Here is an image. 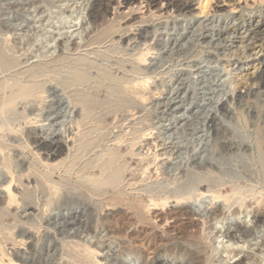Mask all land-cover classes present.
<instances>
[{"label":"rangeland","instance_id":"1","mask_svg":"<svg viewBox=\"0 0 264 264\" xmlns=\"http://www.w3.org/2000/svg\"><path fill=\"white\" fill-rule=\"evenodd\" d=\"M34 1L36 0H0V145L8 148L4 146L6 153L0 152V199L8 196L2 186L11 181V176L2 165L4 154H7L12 159L14 170L19 172L16 171L17 174L25 171L22 174H25V178L28 176L27 180H30L31 175L33 177L32 181L25 179L22 182L24 187L25 182L30 184L31 189L28 187L27 191H18L19 194H27L30 192L28 190L34 193L33 203L27 207V213L26 202L23 201L10 209L12 217H18L17 225L20 228H12L11 230H15L13 234L22 233L25 228L28 231L26 236L30 233L34 237L38 234L35 230L42 228H39L43 233H40L42 241L39 256L26 255L28 263H34L37 259L39 261L42 257L41 260L47 264H79L76 260H71L68 252L74 253L77 250L75 243L85 245L86 241L92 240L89 235H85V228L91 217L107 218L116 215L119 224L123 228L127 227L125 231L128 239H116V236L108 235V248L92 255V264H110L120 252L119 247L126 245L122 242L126 240L127 243L135 242V249L139 252L141 249L142 256L139 255V259L133 260L132 264H145L146 250H142V244H149L153 249V253L148 252L152 258L149 257L146 264H196V253L218 233L217 230H209L212 211L219 207L228 212L237 207L232 205L236 195L230 194L226 201L224 198L215 200L213 193L228 186L243 185L264 195V177L258 176L260 168L262 176L264 175V158L259 154L254 138L257 137V125L264 128V86L249 82V90L239 89L238 76L247 66L243 61L250 53H247L249 47L245 46L248 42L241 40L235 33V28L248 22L250 18L260 15L264 18V0H188L191 9L184 12L174 9L166 12L163 0L154 5L148 0H133L131 4L124 0H113L112 4L101 2L99 5L100 12L103 10L107 13L106 24L101 23L103 26L92 23L88 25V5L87 12H84L87 19L81 23L82 26L72 27L68 30V36L57 35L59 41L55 45L56 51L47 55L40 54V42L32 46L20 43L26 28H30L27 35L32 36L42 25L35 17L36 13L31 16L34 10L32 12L28 8L29 3ZM69 1L72 3V0ZM68 2L66 4L71 5ZM89 2L96 3L95 0ZM79 28L86 29L82 38L75 35ZM108 28L115 29V34L96 42V38ZM75 43H80L81 47L77 49ZM141 79H146L148 84L146 83L145 90L138 91V95L134 85ZM142 82L145 83V80ZM140 94H144V97H140ZM256 121L259 123L256 124ZM59 154L60 156H56ZM250 158L253 161H249ZM52 164H57L58 168ZM242 166H245L244 169ZM85 175L99 180L115 177L119 181L117 179L114 185L105 187L108 193L105 190L91 194L80 185L81 178ZM20 188L23 189V186ZM208 190L211 192L202 194ZM18 192L16 191L17 194ZM117 193L122 197L131 196L137 202H144L143 207L137 204L141 209L138 214L141 217L143 214L141 220L136 211L126 203H110ZM18 196L21 201V195ZM247 201L255 203L252 210L255 207L260 212L261 209L264 210L263 206L256 204L254 198L249 197ZM99 204L102 209L95 212L94 209ZM80 217L83 224L77 221ZM252 217L253 215L250 218ZM29 218L34 220L36 225H32L36 229L27 225ZM243 218H228L223 231L232 228L229 234L235 233L238 238H242L243 233L254 228L253 218V222ZM12 225L15 227L14 222ZM1 230L0 239L9 242L7 249L15 252L17 248H24L19 250L25 251L24 246L13 245L20 234L16 238L12 233H7L12 232L11 230ZM78 232H82L81 236ZM258 234L257 232L256 238L250 242L251 249L253 246L257 249L255 243L261 240V234ZM71 242L74 244H70ZM192 242L195 246H192ZM189 243L192 244L189 246ZM214 255L217 256L218 253ZM242 257L243 255L235 256L226 262L236 264ZM17 264L24 263L18 261Z\"/></svg>","mask_w":264,"mask_h":264},{"label":"bare ground","instance_id":"2","mask_svg":"<svg viewBox=\"0 0 264 264\" xmlns=\"http://www.w3.org/2000/svg\"><path fill=\"white\" fill-rule=\"evenodd\" d=\"M69 0H36L34 2H31L29 3V9H32V12L33 14L30 12V14H32L31 16L34 15V13H36V16L39 20L38 22L42 25H40L41 27L39 28L38 27V31H34L32 36H29L27 35V32L30 31V28L27 30H25V34H23V37L21 38V44L22 42L24 43V45L26 46H32L33 44H35L36 42H40L41 45H39V52L40 54H46L47 53H50V52H53V50H55V45L57 43V41H59L56 36H63V35H67V33L69 32L68 30H70L72 27H76L78 28L81 23H83V21H85V19H87V16L86 18L84 17V12L87 10V6L89 7V11H88V25H92V24H97L96 26H98V24L102 25V24H106L105 22L107 21V19L105 20V15L107 13H105L103 10L102 12H100L99 10V5L101 2H105V3H109V4H112L113 3V0H95L96 3H92V2H89L87 0H72V3L69 1ZM92 1V0H91ZM126 1L127 3H130L132 2L133 0H124ZM135 1V0H134ZM151 4H158L159 0H148ZM71 3V5H67L66 3ZM89 2V3H88ZM115 2V1H114ZM105 3L104 6H105ZM126 3V4H127ZM102 4V5H103ZM131 4V3H130ZM190 2L188 0H163V6L166 7L165 9L167 10L166 12H170V11H173V9L177 12H184V11H187L190 8ZM104 8V7H103ZM106 8L108 9L109 7L106 6ZM43 9V10H42ZM105 9V8H104ZM118 9V8H117ZM109 10V9H108ZM163 10V9H162ZM28 11V10H27ZM116 11V10H115ZM87 12V11H86ZM163 12V11H162ZM187 13V12H186ZM169 15V14H168ZM30 16V15H29ZM111 17V16H110ZM36 19V18H34ZM33 19V20H34ZM119 19V18H118ZM124 20V18H121V20ZM122 20V21H123ZM126 20V19H125ZM128 21V20H127ZM130 21V20H129ZM111 22V21H110ZM38 23V24H39ZM90 23V24H89ZM92 23V24H91ZM102 23V24H101ZM120 23V22H119ZM154 23V22H153ZM115 24V23H114ZM127 24V23H126ZM125 24V25H126ZM87 25V24H86ZM85 25V26H86ZM87 25V26H88ZM128 25V24H127ZM82 26V25H81ZM95 26V25H94ZM96 26L94 28H96ZM103 26V25H102ZM115 26V25H114ZM118 26V25H117ZM125 27V26H124ZM8 28V27H7ZM98 28V27H97ZM101 28V27H100ZM9 29V28H8ZM34 29V28H33ZM99 29V28H98ZM86 30V29H85ZM85 30L79 28L77 29V32L75 35L79 36L80 38H82ZM115 30V29H114ZM112 28H108L106 30H104L101 34H100V37L96 38V42H101L102 40L104 39H107L109 37H112L114 34H115V31H114ZM119 30V29H118ZM131 30V29H130ZM3 31V30H1ZM57 32V34L55 35V33ZM121 31V30H120ZM128 31V30H127ZM234 31V30H233ZM7 33V32H6ZM235 33L238 35V37L241 39V40H244L245 42H248V45L246 44L245 46H248L249 49L246 51L248 54V57L244 58V61L243 63L246 64L247 66L245 67V69L243 70V73L238 76V87L239 89H242V90H249V86H250V83L249 82H255V84H257V86H264V18H262V16H258V17H252L249 19L248 22L246 23H243V25L241 26H238L235 28ZM233 34V33H232ZM91 35V34H90ZM236 35V36H237ZM7 36V35H6ZM68 36V35H67ZM78 37V38H79ZM96 37V36H95ZM236 37V38H238ZM135 39V38H134ZM81 41V39H80ZM106 41V40H105ZM129 41V40H128ZM90 43V42H89ZM103 43V42H102ZM114 43V42H113ZM177 43V42H175ZM58 44V43H57ZM69 44V43H68ZM67 44V45H68ZM77 46V49L81 47L80 43H75ZM88 44V43H87ZM166 44V43H165ZM66 45V46H67ZM73 45V44H72ZM83 45V44H82ZM89 45V44H88ZM95 45V44H94ZM230 45V44H229ZM63 46V45H62ZM69 46V45H68ZM231 47V46H230ZM247 47V48H248ZM166 48V47H165ZM245 48V49H247ZM65 49V48H64ZM2 50V49H1ZM148 50V49H147ZM56 51V50H55ZM190 52V51H189ZM84 53V52H83ZM118 54V53H117ZM63 55V54H62ZM138 55V54H137ZM140 55V54H139ZM65 56V55H64ZM5 57V56H4ZM8 57V56H7ZM147 57V56H146ZM3 58V57H2ZM90 58V57H89ZM5 59V58H4ZM8 59V58H7ZM70 59V58H69ZM80 59V58H79ZM139 59V58H138ZM144 59V58H143ZM53 60V59H52ZM55 60V59H54ZM58 60V59H57ZM118 60V59H117ZM89 61V60H88ZM93 61V60H92ZM137 61V59H136ZM57 62V61H56ZM81 62V61H80ZM85 62V61H84ZM91 62V61H90ZM95 62V61H94ZM141 62V61H140ZM145 62V61H144ZM77 63V62H76ZM13 64V63H12ZM69 64V63H68ZM137 64V63H136ZM39 65V64H38ZM41 65V64H40ZM61 65V64H60ZM7 66V65H6ZM78 66V65H77ZM115 66V65H114ZM137 66V65H136ZM45 67V66H44ZM63 67V66H62ZM91 67V66H90ZM8 68V67H7ZM77 68V67H76ZM5 69V68H4ZM9 69V68H8ZM26 69V68H25ZM30 69V68H29ZM44 69H47V68H44ZM52 69V68H51ZM152 69V68H151ZM24 70V69H23ZM39 70V69H38ZM75 70V69H74ZM77 70V69H76ZM75 70V71H76ZM21 71V70H20ZM28 71V70H27ZM41 72V71H40ZM16 73V72H15ZM123 73V72H122ZM147 73V72H146ZM32 74V73H31ZM44 74V73H43ZM65 74V73H64ZM76 74V73H75ZM107 74V73H106ZM138 74V73H137ZM39 75V74H38ZM67 75V74H66ZM107 76V75H106ZM183 76V75H182ZM7 78V77H6ZM37 78V77H36ZM133 78V77H132ZM152 78V77H151ZM157 78V77H156ZM13 79V78H12ZM84 79V78H83ZM16 80V79H15ZM62 80V79H61ZM81 80V79H80ZM142 80V79H141ZM145 80V83L142 82ZM237 80V79H236ZM4 81V80H3ZM20 81V80H19ZM83 81V80H82ZM87 81V80H86ZM84 81V82H86ZM105 81V80H104ZM142 81H138L139 83H137L136 85H134V88L137 90L136 92L138 91H143L145 90V86H146V83L148 84V81H146V79H143ZM1 82V81H0ZM9 82V81H8ZM12 82V81H11ZM10 82V83H11ZM14 82V81H13ZM81 82V81H80ZM154 82V81H153ZM23 83V82H22ZM21 83V84H22ZM49 83V82H47ZM77 83V82H76ZM12 84V83H11ZM9 84V85H11ZM15 84V83H14ZM26 84V83H25ZM29 84V83H28ZM36 84V83H35ZM42 84V83H40ZM46 84V83H45ZM176 84V83H175ZM255 84L253 86H255ZM6 85V84H5ZM33 85V84H32ZM39 85V84H38ZM47 85V84H46ZM49 85V84H48ZM70 85V84H69ZM78 85V84H77ZM93 85V84H92ZM96 85V84H95ZM99 85V84H98ZM13 86H16V85H13ZM21 86V85H20ZM20 86L18 88H20ZM23 86V85H22ZM21 86V87H22ZM27 86V85H26ZM30 86V85H29ZM128 86V85H127ZM151 86V85H150ZM2 87V86H1ZM0 87V88H1ZM17 87V86H16ZM37 87V86H36ZM40 87V86H39ZM61 87V86H60ZM147 87V86H146ZM149 87V86H148ZM160 87V86H159ZM9 88V87H8ZM17 88V89H18ZM133 88V87H132ZM5 89V88H4ZM12 89V87H11ZM38 89V88H36ZM46 89V88H45ZM6 90V89H5ZM19 90V89H18ZM28 90V89H27ZM42 90V88H41ZM3 91V90H2ZM158 92V91H157ZM14 93V92H13ZM24 93V92H23ZM22 93V94H23ZM29 93V92H28ZM105 93V92H104ZM3 95V94H2ZM30 95V94H29ZM39 95V94H38ZM134 95V94H133ZM138 95H139V92H138ZM144 95V94H143ZM143 95L140 94V97H144ZM250 95V94H249ZM137 96V95H136ZM153 96V95H152ZM255 96V95H254ZM2 97V96H0ZM11 97V96H10ZM21 97V96H20ZM19 97V98H20ZM147 97V96H146ZM62 98V97H61ZM77 98V97H76ZM258 98V97H257ZM8 99V98H7ZM101 99V98H100ZM106 99V98H105ZM1 100V99H0ZM14 100V99H13ZM25 100V99H24ZM23 101V100H22ZM131 101V100H130ZM1 102V101H0ZM13 102V101H12ZM15 102V100H14ZM6 103V102H5ZM27 105V104H26ZM246 105V104H245ZM6 106V105H5ZM249 106V105H248ZM15 107V106H14ZM147 107V106H146ZM149 107V106H148ZM177 107V106H176ZM245 107V106H244ZM13 108V107H12ZM25 109V108H24ZM151 109V108H150ZM23 110V109H22ZM108 110V109H107ZM196 110V109H195ZM249 110V109H248ZM5 111V110H4ZM83 111V110H82ZM81 111V112H82ZM133 111V110H132ZM140 111V110H138ZM21 112V111H20ZM135 112V111H134ZM144 112V111H143ZM22 113V112H21ZM142 113V112H141ZM2 114V113H0ZM14 114V113H13ZM24 114V113H23ZM86 114V113H85ZM97 114V113H96ZM19 115V114H18ZM28 115V114H26ZM83 115V114H82ZM78 116V115H77ZM10 117V116H9ZM95 117V116H94ZM85 118V117H84ZM125 118V117H124ZM134 118V116H133ZM253 118V117H252ZM14 119V118H13ZM16 119V118H15ZM30 119V118H29ZM28 120V119H27ZM109 120V119H108ZM256 120V119H255ZM129 121V120H128ZM239 121V120H238ZM249 121V120H248ZM2 122V121H1ZM4 122V121H3ZM18 122V121H17ZM93 122V121H92ZM96 122V121H95ZM257 122L259 123V121H256V124ZM5 123V122H4ZM7 123V122H6ZM11 123V122H9ZM16 123V122H15ZM30 123V122H29ZM263 123V122H262ZM25 124V123H24ZM28 124V123H27ZM32 124V123H31ZM243 124V123H242ZM11 125V124H10ZM82 125V124H81ZM249 125V124H248ZM6 126V125H5ZM109 126V125H108ZM121 126V125H120ZM131 126V125H130ZM19 127V126H18ZM256 127V126H255ZM262 125H257V131H256V136L257 137H254L257 141V145L259 147V154L263 156L264 158V131H262ZM7 128V127H6ZM95 128H98V127H95ZM129 128V127H128ZM30 129V128H29ZM134 129V128H133ZM132 129V130H133ZM217 129V128H216ZM264 129V128H263ZM3 130V129H2ZM1 130V131H2ZM91 130V129H90ZM94 130V129H93ZM131 130V131H132ZM14 131V130H13ZM86 131V130H85ZM136 131V130H135ZM225 131V130H224ZM18 132V131H17ZM5 133V132H4ZM16 133V132H15ZM128 133V132H127ZM255 133V132H254ZM71 134V133H70ZM141 134V133H140ZM139 134V135H140ZM20 135V134H19ZM127 135V134H126ZM132 135V134H131ZM14 136V135H13ZM30 136V135H29ZM53 136V135H52ZM74 136V134H73ZM130 136V135H129ZM168 136V135H167ZM233 136V135H232ZM23 137V136H22ZM133 137V136H132ZM135 137V136H134ZM158 137V136H157ZM18 138V137H17ZM137 138V137H136ZM165 138V137H164ZM69 139V138H68ZM123 139V138H122ZM159 139V138H158ZM22 140V139H21ZM27 140V138H26ZM215 140V139H214ZM253 140V139H252ZM34 141V140H33ZM227 141V140H226ZM254 141V140H253ZM41 142V140H40ZM79 142V141H78ZM106 142V141H105ZM127 142V141H126ZM168 142V141H167ZM44 143V142H43ZM142 144V142H140ZM145 143V142H144ZM33 144V143H32ZM38 144V143H36ZM42 144V143H41ZM84 144V143H83ZM120 144V143H119ZM250 144V143H249ZM3 144L0 145V152H3V153H6L5 151L6 148L4 146H2ZM23 145V144H22ZM256 146V144H254ZM8 146V145H7ZM26 146V145H25ZM30 146V145H29ZM33 146H36V145H33ZM47 146V145H45ZM55 146V145H54ZM60 146V145H59ZM91 146V145H90ZM98 146V145H97ZM14 147V146H13ZM21 147V146H20ZM24 147V146H23ZM58 147V146H57ZM70 147V146H69ZM106 147V146H105ZM127 147V146H126ZM48 148V147H47ZM50 148V147H49ZM48 148V149H49ZM52 148V147H51ZM50 148V149H51ZM56 148V147H55ZM159 148V147H158ZM245 148V147H244ZM257 148V147H256ZM8 149V148H7ZM46 149V148H45ZM60 149V148H59ZM59 149L57 152H59ZM124 149V148H123ZM129 149V148H128ZM258 149V148H257ZM41 150V149H40ZM54 150V149H53ZM96 150V149H95ZM108 150V149H107ZM139 150V148H138ZM209 150V149H208ZM249 151V149H247ZM246 150V151H247ZM42 151V150H41ZM48 151V150H47ZM55 151V150H54ZM53 151V152H54ZM115 152V150H113ZM121 151V150H120ZM170 151V150H169ZM207 151V150H206ZM236 151V150H235ZM40 152V151H39ZM61 152V151H60ZM108 152V151H107ZM111 152V151H110ZM209 152V151H208ZM245 152V151H244ZM254 152V151H253ZM33 153V152H32ZM35 153H37V151H35ZM34 153V154H35ZM51 153H52V150H51ZM56 153V152H55ZM90 153V152H89ZM105 153V152H104ZM113 153V152H112ZM136 153V152H135ZM160 153V152H159ZM170 153V152H169ZM243 153V152H242ZM248 153V152H246ZM257 153V152H256ZM33 154V155H34ZM50 154V153H49ZM62 154V153H61ZM82 154V153H81ZM238 154V153H237ZM251 154V153H250ZM259 154H256V155H259ZM5 157H4V160H3V163L2 165L4 166V168L6 169V171L8 172L9 176H11V181L7 184H4L5 181L1 186L3 187V190L6 191V194L8 195L6 198H1L0 199V233L2 232L1 228L5 231V230H11L12 228H18L20 229L17 225V221H18V217L13 215L12 217V214L10 213V209L11 207L16 204V203H20L23 201V203H25V211L27 213V207L30 206V204L33 203V194L30 193L31 190H28L29 193L25 194L24 192L23 193H20L18 191H27V188L29 187L30 184H27V182H25V187H24V183L22 184V182L26 181L27 177L25 178V174H22L24 173L25 171H21L20 173L21 174H17V172L14 170L13 166H12V159L11 158H8L7 157V154H4ZM3 155V156H4ZM111 155V154H110ZM114 155V154H113ZM128 155V154H127ZM247 155V154H246ZM9 156V155H8ZM42 156V155H41ZM53 156V155H52ZM56 156H60L59 155H56ZM55 156V157H56ZM105 156V155H104ZM119 156V155H118ZM122 156V155H120ZM133 156V155H132ZM261 156V157H262ZM39 158V155L37 156ZM49 157V156H48ZM54 157V156H53ZM90 157V156H89ZM169 157V156H168ZM221 157V156H220ZM226 156H224L225 158ZM247 157V156H246ZM245 157V158H246ZM37 158V159H38ZM119 158V157H117ZM222 158V157H221ZM252 158V157H251ZM250 160L249 161H253V160ZM51 160V158H49ZM48 159V160H49ZM65 159V158H64ZM64 159H62L64 161ZM108 159V158H107ZM169 159V158H168ZM237 159V158H236ZM242 159V158H241ZM253 159V158H252ZM16 160V159H15ZM47 160V161H48ZM54 160V159H52ZM60 160V159H59ZM109 160V159H108ZM117 160V159H116ZM156 160V159H155ZM19 161V160H18ZM43 161V160H42ZM74 161V160H73ZM139 161V160H138ZM142 161V160H141ZM151 161V160H150ZM227 161V160H226ZM38 162V161H37ZM62 162V161H61ZM87 162V161H85ZM98 162V161H97ZM112 162V161H111ZM116 162V161H115ZM137 162V161H136ZM143 162V161H142ZM222 162V161H221ZM24 163V162H23ZM58 163V162H57ZM138 163V162H137ZM150 163V162H148ZM147 163V164H148ZM225 163V162H224ZM253 163V162H252ZM255 163V162H254ZM259 163V161L257 162ZM47 164V163H46ZM68 164V163H67ZM71 164V163H70ZM73 164V163H72ZM96 164V163H95ZM98 164V163H97ZM128 164V163H127ZM126 164V165H127ZM140 164V163H139ZM246 164V163H245ZM248 164V163H247ZM262 165V163H260ZM49 165V164H48ZM47 165V166H48ZM57 165V164H56ZM54 166L52 164V166L58 168V166ZM60 165V164H59ZM93 165V164H92ZM105 165H107L105 163ZM230 165V164H229ZM235 165V164H234ZM242 165V164H241ZM250 165V164H249ZM123 166V164H122ZM129 166V165H128ZM141 166V165H140ZM195 166V165H194ZM207 166V165H206ZM255 166V165H254ZM29 167V166H28ZM84 167V166H83ZM99 167V166H97ZM102 167V166H101ZM107 167V166H106ZM147 167V166H146ZM209 167V166H208ZM212 167V166H211ZM210 167V168H211ZM243 167V166H242ZM245 167V166H244ZM243 167V169H244ZM251 167V166H249ZM253 167V166H252ZM263 167H264V164H263ZM21 168V167H20ZM34 168V166H33ZM60 168V167H59ZM103 168V167H102ZM110 168V166H108V169ZM124 168V167H123ZM152 168V167H151ZM207 168V167H206ZM205 168V169H206ZM209 168V169H210ZM213 168V167H212ZM211 168V169H212ZM67 169V168H66ZM70 169V168H69ZM107 169V168H106ZM107 169V170H108ZM147 169V168H146ZM218 169V168H216ZM214 169V170H216ZM247 169V168H245ZM250 169V168H249ZM60 170V169H59ZM102 170V169H101ZM204 170V169H203ZM220 170V169H219ZM253 170V169H252ZM261 170V168H260ZM259 170V174L258 176L259 177H264V175L262 176V171ZM31 171V170H30ZM29 171V172H30ZM38 171V170H37ZM67 171V170H66ZM81 171V170H80ZM110 171V170H109ZM118 171V170H117ZM122 171V169H121ZM120 171V173H121ZM155 171V170H154ZM212 170H210L211 172ZM255 171V169L253 170ZM76 172V171H75ZM94 172V171H93ZM103 172V170H102ZM107 172V171H106ZM125 172V171H123ZM130 172V171H129ZM138 172V171H137ZM152 172V171H151ZM213 172V171H212ZM219 172V171H218ZM222 172V171H221ZM220 172V173H221ZM249 172V171H248ZM258 172V171H257ZM19 173V172H18ZM41 173V172H40ZM105 173V172H103ZM110 173V172H109ZM119 173V174H120ZM131 173V172H130ZM201 173V172H200ZM206 173V172H205ZM233 173V172H232ZM235 173V172H234ZM233 173V174H234ZM245 173V172H244ZM251 174V172H249ZM31 174H33V172L31 171ZM35 174V173H34ZM118 174V175H119ZM209 174V173H208ZM237 174V173H236ZM4 175V174H3ZM28 175V174H27ZM37 175H40V174H37ZM46 175V173H45ZM93 175V174H92ZM106 175V174H105ZM108 175V174H107ZM115 175V174H114ZM132 175V174H131ZM141 175V174H140ZM160 175V174H159ZM168 175V174H166ZM216 175V174H214ZM221 175V174H220ZM253 175V174H252ZM256 175V174H255ZM254 175V176H255ZM41 176V175H40ZM44 176V175H43ZM121 176V175H120ZM123 176V174H122ZM133 176V175H132ZM202 176H203V173H202ZM243 176V175H242ZM246 176V175H244ZM253 176V177H254ZM8 177V176H7ZM31 178L32 175L30 176ZM47 177V176H46ZM83 177V176H82ZM117 177V176H116ZM119 177V176H118ZM142 177V176H141ZM257 177V175H256ZM1 178V176H0ZM28 178L29 181H32V179ZM40 178V177H39ZM44 178V177H43ZM48 178L50 179L51 176ZM47 178V179H48ZM70 178V177H69ZM80 178V177H79ZM114 178V179H113ZM113 178H109V179H103V180H99L96 178H91V175L87 176L85 175L83 177V179L81 178L82 182H81V186L84 188V190L86 189L89 193L91 194H96L98 193L99 191H105V187H109L110 185H114L115 182L117 181V179L115 177ZM159 178V177H158ZM244 178V177H243ZM261 178V179H262ZM26 179V180H25ZM46 179V178H45ZM48 179V180H49ZM52 179V178H51ZM145 179V178H144ZM207 179V178H206ZM210 179V178H209ZM220 179V178H219ZM237 179V178H236ZM235 179V180H236ZM242 179V178H241ZM264 179V178H263ZM27 180V181H28ZM133 180V179H132ZM146 180V179H145ZM250 180V179H249ZM252 180V179H251ZM45 181V180H44ZM50 181V180H49ZM52 181V180H51ZM65 181V180H64ZM79 181V180H78ZM119 181V179H118ZM142 181V180H141ZM193 181V180H192ZM243 181V179H242ZM264 181V180H263ZM262 181V182H263ZM213 182V181H212ZM221 182V181H219ZM224 182V181H223ZM246 182V181H245ZM19 183V184H18ZM30 183V182H28ZM32 183H35V182H32ZM31 183V185H32ZM55 185H56V182H54ZM53 183V185H54ZM68 183V182H67ZM137 183V181H136ZM255 183V182H253ZM18 184V185H16ZM38 184V183H37ZM209 185V183H207ZM219 184V183H218ZM240 184V183H239ZM26 185H28L26 187ZM60 185V184H59ZM66 185V184H65ZM123 185V184H122ZM126 185V184H125ZM206 185V184H205ZM20 186H23V189L20 188ZM37 186V185H36ZM39 186V184H38ZM67 186V185H66ZM129 186V185H128ZM225 186V185H224ZM238 186V185H237ZM245 186V185H244ZM41 189H42V186H40ZM39 187V189H40ZM73 187V186H72ZM222 187V186H221ZM226 187V186H225ZM251 187V185H250ZM21 190H20V189ZM30 188V187H29ZM28 188V189H29ZM34 188V187H33ZM66 188V187H65ZM252 188V187H251ZM13 189H16V191L18 192V194L16 193L15 190ZM31 189V188H30ZM81 189V188H80ZM110 189H113V188H110ZM141 189V188H140ZM183 189V188H182ZM215 189V188H214ZM75 190V189H74ZM83 190V192H84ZM212 190V189H211ZM211 190H208L206 192H203L202 194L203 195H207V192H211ZM33 191V190H32ZM49 191V190H48ZM129 191V190H128ZM134 191V189H133ZM136 191V190H135ZM184 191V190H183ZM55 192V191H53ZM70 192V191H69ZM79 192V191H78ZM107 192V190H106ZM201 192V191H200ZM56 193V192H55ZM108 193V192H107ZM112 193V192H111ZM110 193V194H111ZM120 193V192H119ZM117 193L118 195L116 197H113L110 201V203L112 202H115L116 203H126L127 206H129L130 209L132 210H135L136 211V215L138 214V212L141 210L140 209V206H142V204L144 203L143 201L140 200V202H137L135 200H133L130 196V198H128V196L126 197H122L123 195ZM145 193V192H144ZM151 193V192H150ZM41 194V193H40ZM43 194V192H42ZM104 194V193H103ZM122 194L125 195V193L122 192ZM127 194V193H126ZM201 194V195H202ZM209 194V193H208ZM230 194H233V195H236L237 198H235L234 200V203L232 205H235L237 206L236 208L234 209H230L228 212L225 211V209L223 210L222 208H219L212 211L211 213V226L209 225V230H217V234L214 236V238L211 239V242L209 241V244L206 243L205 241V245H203V248H201V250L199 251L198 249V253H196V261L197 263L196 264H208V263H211V264H228L226 262V260L229 259H232L233 257L235 256H240V255H243V257L241 258V260L236 263V264H263L264 263V210L261 209L262 211L260 212L259 209H256L255 208L252 210L253 208V204L255 205V203H249L247 201V199L249 197H252L256 200V204L258 205H261V207L263 206L264 208V195L261 193V192H258V191H255L253 189H249L248 187L245 188L243 187H226V188H222L221 190H219L218 193H213L214 195V198L215 200L216 199H220V198H224L226 201H228V199L230 198ZM18 195H21L20 197H22V200L20 201L19 199V196ZM50 195V194H49ZM105 195V194H104ZM112 195V194H111ZM116 194H114L115 196ZM151 195V194H150ZM161 195V194H160ZM194 195V194H193ZM1 196V195H0ZM6 196V195H5ZM46 196V194L44 195ZM52 196V195H50ZM82 196V195H81ZM171 196V195H170ZM36 197V196H35ZM59 197V196H58ZM134 197V196H133ZM147 197V196H146ZM67 198V197H66ZM104 198V197H103ZM107 198V197H106ZM111 198V197H110ZM136 198V197H135ZM143 198V197H142ZM153 198V197H152ZM38 199V198H37ZM91 199V198H90ZM88 199V200H90ZM150 199V198H149ZM85 200V199H84ZM152 200V199H151ZM150 200V201H151ZM169 200V199H168ZM54 201V200H52ZM57 201V200H56ZM139 201V200H138ZM154 201V200H153ZM45 202V201H43ZM41 202V203H43ZM60 202V201H59ZM143 202V203H142ZM158 202V201H156ZM225 202V201H224ZM37 203V202H36ZM81 203V202H80ZM140 204L137 205V204ZM159 203V202H158ZM157 203V204H158ZM52 204V203H51ZM64 204V203H63ZM89 204V203H88ZM92 204V203H91ZM97 204V203H96ZM230 204V205H231ZM6 205V206H5ZM19 205V204H18ZM35 205V204H33ZM48 205V204H47ZM60 205V204H59ZM110 205V204H109ZM148 205V204H147ZM161 205V204H160ZM257 205V206H258ZM93 206V205H92ZM115 206V205H114ZM139 206V207H138ZM144 206V205H143ZM142 206V207H143ZM150 206V205H149ZM15 207V206H14ZM61 207V206H60ZM102 205L99 204L97 205V209L95 208L94 211L96 210H101L102 208ZM141 207V208H142ZM147 207V206H146ZM232 207V206H231ZM234 207V206H233ZM32 208V207H31ZM90 208V207H89ZM150 208V207H149ZM15 209V208H14ZM48 209V207H47ZM50 209V208H49ZM48 209V210H49ZM229 209V208H228ZM44 210V209H42ZM51 210V209H50ZM145 210V209H144ZM93 211V212H94ZM95 211V212H96ZM12 212V211H11ZM40 212V211H39ZM43 212V211H42ZM52 212V211H51ZM100 212V211H99ZM114 212V211H113ZM146 212V211H145ZM32 213V212H31ZM68 213V212H67ZM102 213V212H101ZM133 213V212H132ZM210 213V212H209ZM19 214V213H18ZM35 214V213H34ZM44 214V213H43ZM69 214V213H68ZM80 214V213H79ZM92 214V213H91ZM23 215V214H22ZM21 215V216H22ZM92 215H95V214H92ZM142 217H143V214H141ZM251 215H253V220L254 222L252 221V218ZM29 216V215H28ZM31 216V215H30ZM41 216V215H40ZM43 216V215H42ZM77 216V215H76ZM99 216V214H98ZM20 217V216H19ZM34 217V216H33ZM82 217V216H81ZM81 217L79 218L78 223L80 224H83L84 222L81 221ZM102 217V216H101ZM116 215L115 216H112L110 215V217H107V218H100L97 217V218H92L91 217V220H90V223L88 226H86L85 228V235H89L88 237L92 240H89V241H86L87 244L85 245H82V244H77L75 243V247L77 248V250L74 251V253L72 251L68 252V256H71V260L74 259L76 260V263H79V264H92L93 262L90 260L92 255H94L98 250L101 251L102 249L104 248H108L107 247V244H106V238L108 235L112 234L114 236H116V239L119 238V239H128L126 236L127 235V231L126 230V226L125 228H123V225L122 224H119L120 222L118 220H116ZM137 217V216H136ZM138 217L139 219L141 220V216L138 214ZM137 217V218H138ZM141 217V218H140ZM239 218V217H244L246 220H249L251 219V221L254 223V228L250 229V230H247L245 233H243L242 235V238H238L237 235L234 233V234H229V232L231 231L232 228H229V227H226V228H229L227 230H224L223 231V228H225V220H227L228 218ZM12 218V219H11ZM243 218V219H244ZM75 219V218H74ZM73 219V220H74ZM209 219V218H208ZM70 220V219H69ZM72 220V221H73ZM245 220V221H246ZM87 221V220H86ZM208 221V220H207ZM12 222H14V226L15 227H12ZM46 222V221H45ZM83 222V223H82ZM210 222V221H209ZM251 222V223H252ZM7 223V224H6ZM20 223V222H19ZM27 225H32V224H35L34 223V220L29 218L28 221H27ZM47 223H48V220H47ZM58 223V222H57ZM244 223V222H243ZM249 223V222H248ZM21 224V223H20ZM70 224V223H69ZM74 224V223H73ZM76 224V223H75ZM204 224V223H203ZM250 224V223H249ZM36 225V224H35ZM41 225V224H40ZM53 225V224H52ZM55 225V224H54ZM62 225V224H61ZM122 225V227H121ZM77 226V225H76ZM230 226V225H229ZM32 229L36 227L34 225L31 226ZM79 227V226H77ZM76 227V228H77ZM237 227V226H235ZM24 228V227H23ZM38 228V227H37ZM41 228V227H39ZM39 228L37 230H35V233H38L36 234V236H38L36 239L33 237V235H31L30 233H28V236H26V232L25 231V228L23 229V232H19L18 234L19 235V239L20 241H17L15 240L13 242V245L16 247H25V251L22 252V250H19V249H24V248H17V250H15V248L12 247L13 250H15V252H11L9 249H7V244L9 242H5L3 240L0 239V264H17L18 261H22L24 264H29L28 263V259H27V256L30 255L31 256H35V255H38L39 256V247H40V241L41 240V234L42 233L40 230H42V228L39 230ZM51 228V227H50ZM72 228V227H71ZM81 228V227H80ZM83 228V227H82ZM208 228V227H207ZM31 229V228H30ZM29 229V230H30ZM46 229V228H45ZM84 229V228H83ZM245 229V228H244ZM79 230V229H78ZM82 230V229H81ZM80 230V231H81ZM129 230V229H128ZM206 230V229H205ZM12 232H7V233H12V236L15 235L13 234V231L15 230H11ZM32 231V230H31ZM30 231V232H31ZM75 231V229H74ZM73 231V232H74ZM83 231V230H82ZM226 231L228 232L226 234ZM257 232L259 233L258 236L261 234V237H260V242H257L255 244H257V249L255 248L254 249V246H253V249H251V246H250V242L252 240H254L257 236ZM6 233V234H7ZM32 233V232H31ZM77 233V232H76ZM79 233V232H78ZM82 234V232H80ZM79 233V235H80ZM211 233V232H210ZM213 233V232H212ZM17 235H15V237L17 238ZM34 234V233H32ZM43 234V233H42ZM44 234H49V233H44ZM52 234V233H51ZM241 234V233H240ZM8 235H11V234H8ZM46 235V237H47ZM50 235V234H49ZM48 235V236H49ZM83 235H84V232H83ZM112 235H110L111 237H113ZM128 235H130L128 233ZM63 236V235H62ZM81 236V235H80ZM14 237V238H15ZM45 237V236H43ZM79 237V236H78ZM126 237V238H125ZM240 237V236H239ZM10 238V237H9ZM13 238V240H14ZM32 238V239H31ZM34 238V240H33ZM87 238V236H86ZM109 238V237H108ZM207 238H209L207 236ZM33 241H31V240ZM44 239V238H43ZM79 239V238H78ZM88 239V238H87ZM112 239V238H111ZM110 239V241H111ZM115 237H114V240H116ZM203 239H206V238H203ZM7 240V239H6ZM12 240V241H13ZM28 240H30V243L28 242ZM149 240V239H147ZM82 241V240H81ZM109 241V240H108ZM199 241V240H198ZM202 243H203V240H201ZM208 241V240H207ZM256 241V240H255ZM259 241V239H258ZM19 242V243H18ZM70 242V241H69ZM112 245L114 243L113 239H112ZM116 244L118 245L117 241H115ZM123 243H126V245L121 244L124 246H121L122 249H120L121 247H119V250L120 252L116 255V257L114 259H112V261H110V264H132V261L133 260H137L139 259L138 256H142L140 254L141 252V249H140V252L138 250L135 249V242H131V243H127V240L126 242L122 241ZM130 242V241H129ZM151 242V241H150ZM200 242V241H199ZM12 243V242H10ZM18 243V244H16ZM79 243V242H78ZM193 243V244H192ZM192 243H189V246L192 244V246L195 244L194 242ZM67 244V243H66ZM70 244H74V242L70 243ZM77 244V245H76ZM12 245V246H13ZM111 244L109 246H112ZM116 245V246H117ZM198 245V244H197ZM141 246V245H140ZM176 246V244H175ZM180 246V245H179ZM195 246V245H194ZM199 246V245H198ZM69 247V246H67ZM153 247V246H152ZM177 247V246H176ZM202 247V246H201ZM49 248V247H48ZM142 250L144 249V252L146 255L145 258V264L149 262V257H151V255L149 254L150 252L153 253V249L150 247L149 244H146V245H143L141 246ZM184 249V247H182ZM72 249V248H71ZM158 249V248H157ZM170 249V248H169ZM168 249V250H169ZM175 249V248H174ZM187 249V248H186ZM189 249V248H188ZM250 249V251H249ZM56 250H59L58 248ZM118 250V251H119ZM194 250H197L194 249ZM63 251V250H62ZM66 251V250H65ZM98 251V252H99ZM154 251H156L154 249ZM174 251V250H173ZM179 251V250H178ZM191 251V249H190ZM149 252V253H148ZM196 252V251H195ZM148 253V254H147ZM179 253V252H178ZM214 253H218L217 256L214 255ZM60 254V253H59ZM58 254V255H59ZM64 254V252H63ZM27 255V256H26ZM49 256V254H47ZM115 255V254H114ZM150 255V256H149ZM158 255V254H157ZM214 255V256H213ZM64 256V255H63ZM62 256V257H63ZM154 256V254H153ZM160 256V255H158ZM165 256V255H164ZM172 256V255H171ZM29 257V256H28ZM47 257V256H46ZM54 257V256H52ZM61 257V258H62ZM181 257V256H180ZM195 257V255H194ZM193 257V258H194ZM40 258V257H39ZM42 258V257H41ZM40 260L34 263H31V264H47V262H45L44 260ZM65 258V257H64ZM142 258V257H141ZM152 258V257H151ZM159 258V257H158ZM31 259V258H30ZM143 259V258H142ZM28 260V261H27ZM51 260V259H50ZM70 260V261H71ZM73 260V261H74ZM93 260V259H92ZM32 261V260H31ZM35 261V260H34ZM55 261V260H54ZM60 261V260H59ZM139 261V260H138ZM144 261V260H143ZM142 261V263H143ZM195 261V260H194ZM109 262V261H108ZM152 262V261H151ZM74 263V262H73ZM52 264V262L50 263ZM54 264V263H53ZM102 264V263H101ZM136 264V263H135ZM152 264V263H151ZM161 264V262H160ZM180 264V262H179ZM182 264V262H181ZM189 264V263H188Z\"/></svg>","mask_w":264,"mask_h":264}]
</instances>
